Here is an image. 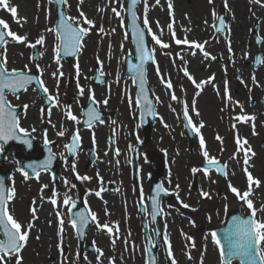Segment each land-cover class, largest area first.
I'll list each match as a JSON object with an SVG mask.
<instances>
[{
    "label": "rangeland",
    "instance_id": "1",
    "mask_svg": "<svg viewBox=\"0 0 264 264\" xmlns=\"http://www.w3.org/2000/svg\"><path fill=\"white\" fill-rule=\"evenodd\" d=\"M198 1L205 5L203 14L205 20L203 19L202 23L204 30L200 32L192 31L191 23L195 14L192 13L194 7L188 0H158V2L157 0H140L138 2L136 13L139 24L145 29L147 45L153 52V62L147 66L146 77L156 114L152 132L144 146H136L135 139L142 140L140 139L142 134L140 131L138 136L135 135L136 116L131 117L132 113L137 111H134L136 108L133 99L134 85L131 79L127 82L124 79V56L132 54L126 25V0L122 2L96 0L92 10L94 17L88 15V11L84 10L86 6L80 0H64L66 17L76 18L74 24L89 29L87 34L83 35L78 54L69 61L58 59L57 56L58 37L53 31L56 14L50 0H30V18L23 22L14 19L11 12L3 11L1 9L3 6H0V20L8 25L7 28L3 27L2 31L13 32L27 38V42H16L7 35V42L0 49L1 63L8 70L34 71L39 74L47 92L56 99L51 110L58 111L56 115L59 112L63 113V117H59V123H62L66 129L72 124L75 129L78 119L77 121L68 119L66 108L73 105L76 107V104L81 103L82 98L86 99L89 96L98 100V106L102 110L110 112L113 107H117L118 119L115 123L98 124L100 127L97 130L103 132V139L104 136L112 134L119 139H126L128 142L126 147L128 145L137 147V152H140L145 159V169H149L152 176L157 169L162 170V184L169 190L171 196L162 201L161 217L157 220L160 231L158 264H173L175 254H180V260H177L176 264H222L221 254L212 239L213 230L223 223L229 210L235 209L234 206L238 207L242 214H251L247 204L229 187L231 185L237 188L241 194L249 190V182L243 168L246 156L253 165L247 169V172L254 180L259 181V186L255 184L251 186V195L248 198L253 202L256 219L264 220V146H260L264 140V104L260 103V99L264 98V84L256 88L257 78L262 79L261 82L264 81V0L259 2L257 0H212L211 3L209 0ZM169 3L172 6L171 14ZM239 3L244 5L241 10L242 16H238L235 9ZM82 10L84 17L93 21L92 26L84 23L81 17ZM223 11L225 12V33L215 36L213 13L218 16ZM145 18L148 20L151 34L144 27ZM239 22L238 29H241L243 34L242 37L236 38L240 32L236 34L234 24L237 25ZM170 23L173 25L171 31L168 28ZM255 23L258 25L257 29L262 38L259 46H256L252 40ZM49 29L52 31H48ZM173 31L176 39H187L190 43L176 44L171 35ZM152 34L169 47L163 48L160 44H156ZM41 35L45 37L44 42L36 44ZM230 38L232 48L239 49L240 53L237 55L229 50ZM193 41L203 44V51L208 52L209 56L205 57L203 51L192 47ZM100 42L103 46H98ZM33 45L39 47V56L35 63L31 61L30 50ZM257 51L261 53L263 59L260 66L254 68L252 60ZM232 56L235 61L231 63ZM96 64L106 76V81L100 86H92L91 81ZM187 64H192L196 69V73L189 74L196 83L205 82L200 88H197L196 84L185 75V70L188 72ZM233 64L235 67H242L243 78L237 76ZM77 65L79 73H77ZM210 77L213 79L209 82ZM70 80H72L71 84H69ZM169 83L172 85L171 88L168 87ZM80 88L84 90L82 95ZM203 88L209 90V95L214 92L212 96H206L208 112L204 113L200 109V101L194 105L195 110H193L196 95ZM226 88L228 96H225ZM24 95L21 101L31 102L33 98L31 89ZM173 95L177 97L176 100L172 99ZM252 100H257L256 104L253 105ZM17 101L21 104V101ZM27 103L22 102V114L27 112L29 114L25 119L26 125H29L27 128L34 126L39 131V142L37 140L34 145H38L39 148L42 141L47 140L41 134L48 126L44 129L41 124L46 123H42L39 119L35 122L34 108ZM182 110L184 112L187 110V117L192 122L191 128L193 126L199 128L200 135L195 133L191 145L186 139L185 129L182 126L180 118ZM71 112L79 118L78 112L74 110ZM48 114L44 113V115ZM241 116H250L254 119L244 122L237 119ZM49 128L52 129V125ZM201 138L205 145L203 150ZM238 139L240 140L239 150ZM47 141L52 143L51 140ZM248 149L250 151H247ZM10 150L24 151L23 148L13 147ZM130 150L131 148L127 147V151ZM204 150L216 161L226 164V177L221 179L214 172L204 175L199 170L198 188L194 189L191 181L192 170L198 169L206 162L203 156ZM30 155L33 156L34 153ZM142 157L141 162H143ZM102 161L96 163L100 168L94 167V164L91 172H86L85 176L90 179L83 183L75 181L70 172L67 176L68 183L72 184L70 187L74 195L79 197L86 190L89 197L86 202L96 216V221L86 231V243L95 246L96 255L89 254L87 251L80 255L76 250V234L69 225V220L66 219L64 208L59 203L52 208V212L54 210L56 215L59 213V217L55 215L53 219H33L28 206L35 202L34 197L38 198L39 191L35 181L25 179L19 173L20 160L18 157L14 158L12 152L3 162H0V171L9 172L12 175L16 168L17 172L10 178L11 184L18 180L15 187H11L15 191V196L9 204V211L24 226L22 231H29L27 243L20 253L21 264L147 263L140 219L133 216L135 209L130 205L132 189L127 178V170L116 169L114 160L111 158L104 156ZM101 179L107 183L113 182L119 187L109 192L104 184H99ZM98 191L100 196L96 195ZM203 192L208 193V196H203ZM183 204L189 207L185 208ZM61 219L63 231H61ZM97 222L100 225H107L111 231L98 228ZM29 223L33 225L30 230L27 228ZM203 225L206 229L200 230L199 227ZM149 228V236L153 241L152 225L149 224ZM165 236H167L168 244L165 243ZM207 246H210V250L206 249ZM0 264H17L16 255L5 256Z\"/></svg>",
    "mask_w": 264,
    "mask_h": 264
},
{
    "label": "snow or ice",
    "instance_id": "2",
    "mask_svg": "<svg viewBox=\"0 0 264 264\" xmlns=\"http://www.w3.org/2000/svg\"><path fill=\"white\" fill-rule=\"evenodd\" d=\"M158 2V0H157ZM211 3L212 0H209ZM259 2V0H257ZM131 5H135L137 3V0H130ZM0 6H3L4 8H7L11 14L13 15V18L16 19V8H9L8 6V0H0ZM171 3H169V9L171 14ZM114 12H116L115 9H113ZM119 15V13H117ZM213 16L216 20H218L219 25L222 27L224 25V20L222 17L217 16L215 13H213ZM81 17L84 19V23H86L89 26L93 25V21L88 20L86 17H84L83 12H81ZM76 18H61L60 20V31L57 33L58 35V41L59 43L56 46V51L59 53L61 49H63L65 55H72L76 52V50L81 46L80 42L83 37V35L87 34L89 31L88 28L81 27L78 24L74 26ZM137 17L135 13H132V35L136 42V51L139 53V59L140 64L133 66L129 65L130 71H139L141 75H143V66L146 60H151L152 56L147 53V50L143 47L144 44V33L140 31L139 27L136 23ZM0 25H3L4 28H7L8 25L5 21L0 20ZM144 27L148 29V32L151 34V29L148 27V20L145 18L144 20ZM169 30L171 31L173 28V25L170 23L168 25ZM103 31V29H100ZM220 30L219 28L217 29ZM48 31H52V29H49ZM8 36H11V38L16 42H27L26 36H19L16 33L8 32ZM172 38L175 40L176 44H189L190 42L187 39L180 40L176 39L174 31L171 32ZM5 36L6 33L2 30H0V44L5 42ZM152 39L155 41L156 44H160L163 48L169 47L167 44H162L161 40L155 35L152 34ZM45 40V37L41 35L37 41L36 44H42ZM192 47L196 49H200L203 51L204 45L197 43V42H191ZM34 46V45H33ZM231 51V49H229ZM203 54L205 57L209 56V53L206 51H203ZM77 73H79V67L76 66ZM15 72V70H13ZM56 75V74H54ZM62 75V73H60ZM185 75L188 77L189 80H192L194 84H196L197 88H200L204 81H201L199 84L196 83V81L192 78L191 75L185 70ZM34 77L32 76H25L23 73H20L18 75V78L13 79L10 76H6V73L4 71H0V141L7 142L10 139H17V131L24 132L25 130L23 128H20L18 117L15 114L14 110L10 105H8L6 99H5V89H10L11 91L15 92L18 90V88H23L24 85L30 83ZM213 78H209V82ZM40 83L41 88H44L43 83L38 81ZM171 83L168 84V87L171 88ZM80 86L78 85V88ZM44 91L47 93V88H44ZM83 89L80 88V94H83ZM225 96H228L227 88L225 89ZM230 99V97H228ZM52 97L49 96V100H51ZM173 100H176L177 97L175 95L172 96ZM146 100V98H145ZM59 101L57 100V105ZM107 103V101H105ZM147 103V101H146ZM138 106H140V101H137ZM195 101L193 102V110H195ZM27 106H25L26 108ZM184 115L187 117L188 112L185 110ZM67 118L72 121H77V117L72 114L70 108L67 112ZM99 119L98 116L89 114V119L85 121V124L89 127H91V121ZM238 120H242L244 122H247L248 120L254 119V117L250 116H241L237 117ZM191 120H189V124H191ZM202 127V124H201ZM193 131L200 135L199 128L193 126ZM59 135L63 136V132H59ZM217 139H220L217 137ZM79 140L78 133L74 134L71 140V143L68 145H65V147L69 150V152H72L77 146V141ZM25 143H28V141H25ZM47 143V141H46ZM201 149L203 150L204 140L201 138ZM244 143L246 144L247 141L245 140ZM238 150L240 149V140H237ZM247 151H250L248 149ZM203 156L208 163L209 167H213L217 164V161L215 158L210 157L209 153L204 150ZM52 157H49V160L45 162L42 167H47L48 163L51 162ZM248 163V157L245 158V164ZM29 167H32L29 165ZM35 170V169H34ZM73 170L74 166H73ZM197 169H193V172H196ZM206 171V170H205ZM218 171L222 172V169H218ZM245 173L247 175V179L249 182V190L241 194L239 190L235 187H232L229 185L231 191L238 196L241 200H243L248 208L251 210V218L249 219H240L237 217H233V224L232 226L225 231L224 240L227 245V254L228 258L227 260L224 259V250L221 249V257H222V264H231V258L233 257H239L241 258L242 264H264V220H257L255 218L256 210L253 207V202L248 197L251 195V186L255 184L256 186H259V181L254 180L252 175L247 172V169H245ZM207 174V171H206ZM223 174V172H222ZM27 173H25V179H27ZM79 179L88 180L89 177H77ZM44 187H47L46 185ZM103 189H101L102 191ZM165 191L163 188H161L159 185L157 186V195H159L160 192ZM97 196H100V192H96ZM203 196L207 197L208 193L203 192ZM15 196L14 189H5L4 182L0 180V253L3 255H0V262L4 261L5 256H11L13 254L16 255L17 264H21L22 257L20 256V253L22 249L25 247L27 240L29 238V231L23 230L22 224L18 222L8 211V202L12 201ZM54 205L56 204V200L52 199L51 201ZM64 204L69 205L71 204L74 206V202L71 201L69 198L64 199ZM158 205L153 198L152 201V219H156V209ZM183 207L187 208L189 205L183 204ZM35 208L32 209L33 213V219L36 218L35 216ZM69 212H71V207L69 208ZM57 216L59 217V213H57ZM89 217H91L92 221H96V216L94 213L89 212L88 215H85L82 212H78L75 214L74 217L70 218V223L73 226V228H76L77 230H82L84 226L89 222ZM61 223V231H63L62 225L63 220H60ZM32 224L29 223L27 225V228L30 230L32 228ZM97 227L102 229H108L107 225H100L97 222ZM111 231V229H108ZM212 239L214 243L217 244V246H220L221 241L217 238V234L213 232ZM165 243L168 244L167 236H165ZM171 255V253H170ZM173 264H176L175 259L173 258Z\"/></svg>",
    "mask_w": 264,
    "mask_h": 264
},
{
    "label": "flooded vegetation",
    "instance_id": "3",
    "mask_svg": "<svg viewBox=\"0 0 264 264\" xmlns=\"http://www.w3.org/2000/svg\"><path fill=\"white\" fill-rule=\"evenodd\" d=\"M31 93L37 96L38 100H40L41 103H43L42 99L40 98L39 94L34 88H32ZM23 97H24L23 95H13V94H9L7 96L11 105H14L20 108V110L18 111L16 115L19 117V120L21 121L22 125L24 127H29V125H26V122H25V119L27 116H29V114H24V117H21L20 114H22V103L18 104V101H17V100L21 101V98L23 99ZM80 101L81 103L76 104V107L74 105L72 107L69 106L70 110H74L76 111V113L78 112L79 114V118H77L78 121L76 122L78 123V125L75 126V129L72 124L67 126V129H66V127H63L62 123H59L57 120H55L56 116H63V113L59 112L58 115H56V112L58 111L51 110L50 108L51 103L48 109L44 107L43 111H39L35 114L36 118L37 117H41V118L49 117L53 119L50 123L41 124L42 126H44V129L46 126H48L46 127V131H42L41 135H43L45 139L51 140L52 143H50L49 145H51V147L53 148V152L57 154L56 155L57 156V171H56V176H55L56 178L54 179L53 177H51L49 171L44 170L40 174H38L36 177H33L32 179L33 181H35L34 182L35 186L37 190L39 191L38 198H35V197L33 198L35 200L34 208L36 210L35 211L36 218H52V219L55 218L54 210L52 212V208L55 206L51 202L53 198L56 200V203H59L60 206L64 208V214L67 217L69 216V208L72 207V205L64 204V199L66 197L69 198L71 201H73L74 204H82V205L89 206L88 203L86 202L89 199V197H87L86 190H84V193L80 195L79 197L74 195L71 192L72 188L70 187L72 186V184L68 183L69 179L67 176L70 172L73 178L75 179V181H78L79 183L80 182L83 183V181L85 180L79 179L77 177L78 176L85 177L87 171L91 172V169L93 168L94 164H95L94 167L97 166L98 168H100L98 164L96 163L103 162L102 157L104 156L114 160L113 164L116 167V169H122L123 171L125 169L127 170L126 172L127 178L130 181L129 184L132 189V195L130 197V202H131L130 205L133 206L132 208L135 209L133 216L135 218H140L139 204L142 203L145 208L144 217L150 218L149 206H148V197H149L148 193H150V186H151L150 182H152L153 176L149 172L150 171L149 169H145L146 168L145 159L144 157L140 155V152H137V149H136L137 148L136 146L138 145L144 146V144H146L147 141H143L144 139H143V136L141 135L142 138L140 139L142 140L135 139L136 146H133V147L129 145L127 146L131 148V150H134V151L136 150L135 151L136 157H137L136 162L138 163V167H139V172H138L139 180L137 182L132 176L131 171H130L129 151H127V147H126V144L128 143L127 140L119 139V137L114 136V135L104 136V139H103V136H102L103 132L97 130L100 127V125L98 126V124H101L102 122L95 123L94 126H92L91 128L83 127L81 123L79 122H80V118L82 117L81 111L84 105L86 104L87 97L86 99L82 98V100ZM94 101L96 102V104L98 103V100L97 101L94 100ZM69 108L67 110H69ZM101 110L102 108H100V111ZM103 111L106 112L105 113L106 119L104 121L110 123L109 110L106 111L105 109H103ZM44 113H49V114L44 115ZM35 122H37V119H35ZM50 125H52V129L49 128ZM37 128H39V126ZM31 131H32V136L34 137V140H35V143H34L35 145L37 140L39 142V138H38L39 131L34 126L33 128H31ZM59 132H63L64 135L63 136L59 135L58 134ZM76 133H78L79 135V140H78L79 145L74 154L75 156L73 157V159H71L68 155L67 148L65 147V145H68L70 143L72 136ZM112 136H114V141H113ZM112 141L114 142V144L112 143ZM88 147H92V149L88 150L87 149ZM39 151H40V148H37V150L34 151V154L37 155ZM89 152L94 154L95 161L93 163H90L88 161ZM141 157L144 163L141 162ZM73 166L75 170H73ZM18 171H20V168L18 169ZM97 176H101V175H97ZM162 181H163V177H162ZM100 183L104 184L105 188L109 192L119 187V185H114L113 182L107 183L103 179L99 181V184ZM45 185L47 187H44ZM44 195L50 196V197H45Z\"/></svg>",
    "mask_w": 264,
    "mask_h": 264
},
{
    "label": "water",
    "instance_id": "4",
    "mask_svg": "<svg viewBox=\"0 0 264 264\" xmlns=\"http://www.w3.org/2000/svg\"><path fill=\"white\" fill-rule=\"evenodd\" d=\"M52 1L55 3V6L54 7L56 8V12H57V16H58L57 26L55 28H56L57 32H59L60 31V20H61L62 17L64 18L63 10H62L63 0H52ZM127 3H128L127 4V14H128V20H129V23L128 24H129V30H130V34L129 35L131 36V39L133 40V42L135 44V47H136V42H135V40L133 38L131 28H132V13L133 12L135 13V8H136V5L138 4V0H137V3L135 5H131L130 0H128ZM219 17H222L223 20H224V17H225L224 11L219 14ZM136 23H137V20H136ZM137 26L139 27L138 23H137ZM218 28L220 29L219 31L217 30ZM256 28H257V25L255 24L253 37H254V40L256 41V44H259L260 41H261V39H259L260 37L257 34V29ZM139 29H140V31H142V29L140 27H139ZM224 29H225V21H224V25L221 27L219 25L218 20H216L215 25H214V33H215V35H217L218 33L224 34V31H225ZM0 30H1V25H0ZM2 44H0V46ZM145 44H146V36L144 34V44H143V47L147 50V53L149 55H151L150 51L147 49V46ZM36 52L34 54H36ZM76 53H77V50H76V52L74 54H76ZM74 54H72V55H74ZM136 54H137V56H139V53L137 51H136ZM260 59H261L260 54H258V56L256 57V60H255L256 61L255 62L256 65L260 62L259 61ZM147 62H151V60H146L145 63H144V65H146ZM138 63H140L139 57H138V59H137V61H136L135 64H138ZM130 64H131V61L129 59V61H128V67H127L128 68V73L127 74L128 75H132V77L134 78V81H135L136 85L138 86L137 87L138 88L137 100L140 101L141 113H143V116L146 115V117H150V122L152 123L153 122V119H154L153 103L148 98L149 96H148V91L146 89L145 78L143 77L145 75V70H144V67L145 66H143V75H141V73L139 72V74L141 75V77H140L138 75V71H135V70L130 71L129 70V65ZM133 66H135V65H133ZM23 88H18V89H23ZM145 98H146V100H145ZM146 101H147V103H146ZM145 125L146 126H144V127H147V129L149 130L150 129V126H149V124L147 125V121H146ZM188 136H189L188 138L190 140H192V134H191L190 131H188ZM10 141H8V143ZM262 145L264 146V142L262 143ZM43 155L44 154L42 153L39 156V158L36 159V160H33V159L30 160V159H27V158H23V160H24L23 167L24 168L25 167H29V165H31L32 167H34L36 165H38L39 167H42V165L45 164L44 163L45 162V158H47V156H43ZM213 167L219 168V167H221V165L216 164ZM204 168H205L204 170H206L208 172L211 167H209V165L206 164L204 166ZM27 171H28L27 173L29 174V176L35 175V173L33 171H30V169H28ZM6 178H8V175L0 176V180H2L4 182V187H5V179ZM196 180H197V174H196V172H194V180L193 181H194V187L195 188H197V186H198V183H197ZM159 181H160V174H157V181L156 182H153L154 185H153L152 193H154L155 195H154V197H151V203H150L151 206H152L153 198H155V200L157 202V205H158V200L160 198V193H159V195H157V186L158 185L160 186V182ZM168 196H169V194L167 193V197ZM235 209H237V210H239L241 212V210L238 209V207L235 208ZM157 211H158V207H157ZM240 212H238V211L230 212L228 214L227 218H226V221H224L225 224L215 230V233L217 234V238L221 241V244H220L219 248H220V251L223 248V250H224V259L225 260H227L228 254H227V245H226V242L224 240V235H225V231L232 226V224H233V217H237V218H240V219H249V218H251L250 217L251 214H247L246 216H243L241 214L242 212L241 213ZM248 215H250V216H248ZM255 218H257V215L256 214H255ZM90 222L91 221L89 220L88 223H90ZM88 223L84 226V228L82 230H77L76 228H74L78 232V236H79V246H80V248L83 247L82 244H83V238H84V230H85V227H87ZM143 223H144V221H143ZM153 223L156 224V219L153 220ZM150 246H151V242L148 240V246H147L148 247L147 254H148V260H149L148 261V264H157V257H156L157 256V246H155L154 248H152ZM233 259L240 260V262L242 264L241 258H239V257H233V258H231V261ZM238 263H239L238 261H236V262L233 261L231 264H238Z\"/></svg>",
    "mask_w": 264,
    "mask_h": 264
},
{
    "label": "bare ground",
    "instance_id": "5",
    "mask_svg": "<svg viewBox=\"0 0 264 264\" xmlns=\"http://www.w3.org/2000/svg\"><path fill=\"white\" fill-rule=\"evenodd\" d=\"M95 1L96 0H80V2H83L82 4H84L86 6L84 8V10L88 11V15H91L93 17H94V14H93L92 10H93V7L95 5ZM188 1L194 7V9L192 10V13L195 14L194 20H192V23H191L192 31L195 30L194 32H200V31L204 30V25L202 23H203V19L205 20V18L203 16V14L205 13V10H204L205 9V5H202V3H200V1H198V0H188ZM8 6H9V8H16V20L17 21L23 22V21H28L29 20V18H30L29 17L30 0H8ZM243 7H244V5L241 4V3H239L238 6H236L235 9H237L238 16H242L243 15V13H242L243 11H241L243 9ZM1 9H3V11L10 12L7 8L4 9V7H3ZM82 12L84 13L83 10H82ZM239 24H240V22L237 23V25L234 24L235 30H236V34H237L238 31L240 32L239 35H236V38H240V36L242 37V34H243V33H241L242 30L241 29L240 30L238 29ZM233 32L234 31L232 29V33ZM229 41H230L229 47L231 49L230 52L232 54H234V55H237L238 53H240L238 51L239 49L232 48V39L231 38H230ZM99 45L103 46L101 44V42L98 44V46ZM100 51H101V48H100ZM231 60H232V61H230L231 63L235 61L234 60V56L231 57ZM201 63H202V61H201ZM186 66L188 68V72L190 71L189 74H191L192 72L193 73H196V69H195V67L192 66V64H187ZM233 69H235L237 76H239L240 78H243L244 72H242L243 71L242 67L241 68H238L237 66L235 67V64H233ZM261 81H262V79H259V80H258V78L256 79V85H257L256 88L257 89L259 87H261L262 84H264V81L263 82H261ZM212 84H214V83H212ZM213 88H214V86H213ZM240 90H242V89H240ZM213 93L214 92H212L209 95V90L203 88V89H201V92H199L198 95H196L197 98H196L195 104H198V101H200V105L199 106H200V109H201V111L203 113L205 111L208 112V109H207L208 101H207V97L206 96H209L210 97V96H212ZM205 103H206V105H205ZM251 165H252V163L248 160V163L247 164L244 163L243 168L244 169H249ZM233 208H237V207L234 206ZM112 210H113V208H112ZM33 229H34V227H33ZM40 246H41V244H40ZM206 249L207 250L208 249L210 250V246H207ZM179 255L180 254L173 255L175 261L180 260V256Z\"/></svg>",
    "mask_w": 264,
    "mask_h": 264
}]
</instances>
